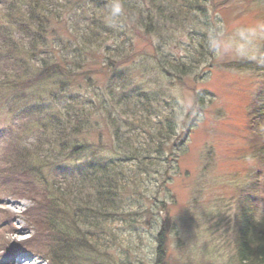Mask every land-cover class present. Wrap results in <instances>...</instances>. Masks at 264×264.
<instances>
[{"label":"rangeland","instance_id":"rangeland-1","mask_svg":"<svg viewBox=\"0 0 264 264\" xmlns=\"http://www.w3.org/2000/svg\"><path fill=\"white\" fill-rule=\"evenodd\" d=\"M42 2L0 0V158L8 147V135L14 134L31 147L40 130L39 118L30 116L36 110L47 120L66 100L78 97L82 105H89L87 109L93 106L98 112L78 137L86 146L81 153L71 158V152L64 153L59 160L53 154L41 161L45 180L37 177L39 185L36 183L34 191L26 193V186L17 190L3 179L0 264L14 257L25 262L28 257L22 258L18 252L22 248L40 251L29 253L40 264H57L55 245L42 247L45 238L38 233L48 224L45 217L36 218V210L43 211L47 222L49 216L54 217L48 214L40 189L50 190L53 181L59 185L55 179H62L56 176L72 174L77 167L76 173L91 165L105 166L125 159L127 148L116 144L115 126L102 109L105 101L110 113L122 114L108 98L110 89H146L158 95L166 92L168 96L162 101L177 104L179 129L174 142L180 145L175 147L180 156L178 169L171 171L172 181L167 185L170 193L162 191L158 196L164 205L151 208L155 192H145L146 197L134 194L133 200L129 198L134 191L126 194L124 220L134 228L114 226L111 255L119 259L127 252L124 249L132 248L131 259H146L153 236L164 231L167 264H240L235 248L241 207L250 205L257 214L255 219L264 220V123L255 120L260 118L257 110L251 117L264 91V0H52L48 11ZM30 6L47 20L42 24L44 33L35 56L26 51L31 46L30 31L39 30L31 20ZM202 11L210 28L194 23L198 16L202 18ZM191 30L206 39L204 49L191 42ZM8 42L16 48L14 56ZM14 59L23 62L19 73L11 71L17 66L12 64ZM190 60L192 65L183 68L182 61ZM54 64L59 74L44 75V69ZM64 89H68L66 94H62ZM125 117L118 118L125 124L121 130L128 132L129 116ZM191 122L192 130L185 139ZM54 132L51 126L47 129L49 136ZM122 135V140L131 136ZM38 200L43 205L36 204ZM7 210L17 220V234L9 232ZM64 217L63 212L54 217L60 230L67 229ZM27 225L30 229L19 230ZM73 232L75 242L78 234ZM139 238L143 239L140 246ZM15 246L17 250L10 251V257L5 254V248ZM85 256L77 262L97 263L96 257L91 260Z\"/></svg>","mask_w":264,"mask_h":264},{"label":"trees","instance_id":"trees-1","mask_svg":"<svg viewBox=\"0 0 264 264\" xmlns=\"http://www.w3.org/2000/svg\"><path fill=\"white\" fill-rule=\"evenodd\" d=\"M51 2L52 0H46V2L43 0L42 3L47 8L46 11H48V6ZM29 8L31 9V20L39 25V30L30 31L31 46L29 51H26L29 52V55L31 52L35 56L38 48L37 42L41 40L44 33L42 24H45L47 20L45 16H40L33 6ZM205 11H202V18L198 16L197 20L194 21L197 26H203V29L207 26L210 28ZM190 35L192 37L191 42L194 45L200 46L201 49L205 48L206 39H201L199 34L192 30ZM193 35L196 37H193ZM202 37L204 38V36ZM6 45L10 47V55L14 56L17 53L16 48L10 45L9 42ZM207 52L209 54L208 50ZM13 61L16 60L14 59ZM39 61L38 59L36 61L38 66H40ZM182 62L184 63L183 68H189L193 63L192 60L190 62ZM12 64L17 65L12 66V72L19 73L22 71V61L13 62ZM54 66L56 65L50 66L51 68H45L43 74L46 76L59 74L60 70ZM177 67L179 68L178 65ZM67 91L68 89H64L62 94H66ZM116 91L119 93H117L118 96L115 95ZM94 93L96 95L100 94L98 89H94ZM161 94L158 95L146 89H110L108 98L112 99L117 107L122 109L124 120L126 119L125 115L129 116V120L126 122L129 131L123 132L121 128L125 124L119 121L118 118L122 114L115 116L110 113L107 103L102 101V109L115 126L116 144L127 148L124 151L125 159L109 162L105 166L91 165L88 168H81L76 173L79 168L77 167L72 174L57 175L56 178L60 177L62 179H55L59 182V185L53 181L50 183L52 186L50 190L47 188L40 189L43 192L44 203L48 204V214L55 217L63 212L67 215V218L64 217L62 219L63 223L66 224L64 227H67V229H61L64 230L61 231L57 225V219L49 216L47 222V217L43 214V211L38 213L39 211L36 210L37 214L35 213L36 218L45 217L43 220L48 226H43L42 232L38 233L41 238L46 237L48 239V243H43L42 247H53L55 245L53 247V258L57 264H81L77 261L84 258L87 254H84V252L90 253L89 256L85 257H89L91 260H95L96 257L97 263L95 264H167V236L164 231L153 236L154 241H152L151 247H147V250H150V254L146 259L141 256L135 260L131 259L130 251L132 248L131 250L124 249L123 251L127 252H124L123 257H119V259H114L110 253L111 247L114 246V226L124 224L130 226L131 231L134 228L131 222L124 220L125 209L123 205L125 204L124 198L126 194L134 191L129 198V200H133L134 194L146 197L144 196L145 192H155L153 197H151L152 199L156 196L153 201L151 200V208L154 209L155 206L158 207L160 204L164 205L166 202L162 201L161 198V200L158 199V196L163 193L162 191L170 193L167 187L172 181L170 174L173 169H178L180 156L176 152L175 147L180 145L176 141L174 142L179 129V122L176 120L177 104L162 101V98L167 97L168 94L166 92ZM200 95L198 94L197 97L200 98ZM200 99L202 100V98ZM88 103L90 104L91 101ZM257 103L260 104L253 106L254 110L251 113V117H255L257 110L260 118L255 117V120L261 119L264 123V91L259 95ZM82 104V99L78 97L66 100L61 105L62 107L60 106L61 108L58 107L57 112L50 114L47 120L39 116L42 115L39 110L32 112L30 116H33L35 120L37 117L39 118L40 130L35 133L34 141L30 144L31 147L28 146L29 144H25L24 141H20L19 138L17 140L13 136L14 134L10 133L11 135L6 137L8 142L5 145H8V147L0 158L1 187L4 179V184L6 180L9 185H16L17 190L26 186L24 189L26 193L27 191H34L35 187L38 188L37 177L43 178L41 175L43 173L41 161L48 160V156L53 154H56L59 160L64 153L68 154L70 152L72 156H69V158H71L86 148L78 137L83 134L85 129L87 130V125H91L93 116L98 111H95L96 107L92 106L91 109H87L89 105ZM25 114L27 113H21V116ZM193 124L194 122H191V127H188L185 139L188 138ZM50 126L55 131L52 136L47 134V129ZM123 133H128L131 136L122 140ZM47 143L49 145L46 149L44 146ZM56 148H59V150ZM10 153L12 154L11 160L8 166L3 168V164ZM33 155L35 156L33 157ZM65 170L67 169L65 168L63 171ZM29 176H33V178L30 179ZM159 182L161 183L158 184ZM36 204L43 205V202L38 200ZM254 210L248 204L240 209L241 215L239 217L235 248V256L240 264H264V220L258 222L255 219L257 214ZM66 221H69L70 225ZM163 227H166V224ZM138 228H136V231H139ZM73 231L78 234L75 242L71 239V232L74 233ZM120 232L124 234L123 231ZM138 237H142L141 234H138ZM49 239L54 241V244ZM138 240L140 246V243H143V239L139 238ZM22 243L23 245L25 244L24 241ZM80 247L88 251H80ZM16 249V246L13 249L5 248L8 252ZM28 250L31 249L28 248ZM32 251L41 253L36 251V249H32Z\"/></svg>","mask_w":264,"mask_h":264},{"label":"bare ground","instance_id":"bare-ground-1","mask_svg":"<svg viewBox=\"0 0 264 264\" xmlns=\"http://www.w3.org/2000/svg\"><path fill=\"white\" fill-rule=\"evenodd\" d=\"M6 214H7V216H8V223H10L11 224V229L9 230V232L11 233V234H17L19 231H18V229H17V227L15 226V223H16V219L14 218V215H13V213L11 212V211H6ZM30 225H29V227H28V225H27V227H21L19 230L20 231H26L27 229H30ZM43 238H45V240H43ZM42 238V240H43V243L44 244H47L48 243V240L46 239V237H43ZM26 241V240H25ZM27 257H30V256H27ZM42 259H44V258H42ZM25 263H28V264H40L41 262H38V261H34L32 258H28V259H26L25 260V262H18L16 259H10L8 262H7V264H25Z\"/></svg>","mask_w":264,"mask_h":264}]
</instances>
